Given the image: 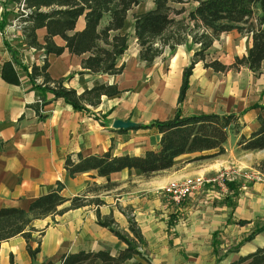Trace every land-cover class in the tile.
<instances>
[{"label": "crops", "instance_id": "obj_1", "mask_svg": "<svg viewBox=\"0 0 264 264\" xmlns=\"http://www.w3.org/2000/svg\"><path fill=\"white\" fill-rule=\"evenodd\" d=\"M153 6L152 0L146 11ZM11 22L0 25V208L27 209L33 200L51 192L57 182L63 185L61 195L66 199L86 195L87 199L98 198L103 203L33 220L29 245L32 250L38 248L34 258L27 251L25 239L17 235L0 243V264H60L62 256L81 251L108 250L116 255L126 246L97 223V211L101 218L111 216L115 227L124 234L131 235L129 218L140 231V256L123 264H232L264 247V231L245 241L253 227L264 225V194H237L232 209L228 202L233 190L228 186L222 192L214 183L204 184L182 206L170 202L162 192L174 179L214 177L238 138L248 137L258 129V117L264 116V62L258 72L246 67L215 72L203 65L217 60L229 66L235 57L246 56L251 34L231 30L219 35L205 61L194 65L184 100L178 103L183 70L197 49L190 45L189 37L173 52L165 47L148 66L139 59L132 29L128 33V49L118 61V65H123L122 72L92 74L82 68L81 56L67 51L59 56H45L42 50L28 47L20 31L11 28ZM125 26L121 33H127ZM78 27H82L81 21ZM44 36L45 29L36 31L39 43H43ZM54 41L63 45L59 38ZM45 60L49 76L54 80L67 79L64 86L77 93L102 83L115 85L120 93L110 98L102 96L99 104L86 112L73 110L51 93L42 95L31 88L27 74L33 65L41 66ZM6 62L16 71L17 84L2 79L1 69ZM39 97L48 102L38 113L44 119H39L34 108ZM177 111L183 116L235 114L241 129L238 134H228L223 155L194 160L215 150L183 154L174 159L171 168L147 177L135 169H123L107 177L97 175L95 170L72 177L67 174L64 162L68 155L87 157L109 151L113 156H142L158 150L157 129L142 127L172 119ZM115 120L130 121L135 126L113 128ZM260 176L264 179V175ZM237 184L233 181L232 187L240 192L243 187ZM261 187L264 185L256 183L252 189ZM68 206L69 201L58 209ZM238 221L246 223L240 225ZM259 222L262 224L256 226Z\"/></svg>", "mask_w": 264, "mask_h": 264}, {"label": "trees", "instance_id": "obj_2", "mask_svg": "<svg viewBox=\"0 0 264 264\" xmlns=\"http://www.w3.org/2000/svg\"><path fill=\"white\" fill-rule=\"evenodd\" d=\"M146 0H6L16 11L14 19L20 23V33L28 47L42 50L45 56H59L64 51L71 55L81 56V66L92 74H120L123 65H118L121 56L128 49V33H121L128 12ZM196 2V6L188 13L183 8L173 6L184 2ZM152 9L132 17V29L139 47V59L148 66L159 57L164 48L173 52L177 45L187 43L197 46L191 61L182 73L178 103H182L188 89V78L194 65L205 61L213 41L222 33L236 30L241 34H251L252 43L244 57H235L234 62L225 66L213 60L203 63L205 68L215 72L246 67L258 72L264 62V0H153ZM9 10L3 8V27L7 22ZM82 22V27L78 23ZM45 29L43 43L36 37L38 29ZM54 38H59L63 45H57ZM49 64L45 60L41 66L33 65L27 74L31 88L42 95L51 93L54 99H62L73 110L86 112L88 108L96 107L102 96L114 97L120 91L115 85L96 84L93 87L77 93L67 88V79H52L48 74ZM1 77L4 81L17 84L16 71L10 62L3 64ZM41 82L37 83L36 79ZM41 104L36 102V113L46 106L39 97ZM39 115V114H38ZM39 119L44 116L39 115ZM259 127L248 137L241 135L236 145L243 152L264 150V116L258 117ZM155 127L160 134L158 150L145 152L142 156H113L110 152L102 155L83 157L80 154L68 155L64 162L67 174L72 177L77 173L95 170L97 175L107 177L123 169H135L147 177L154 173L172 167L174 159L183 154L201 153L215 150L210 155H201L194 160L211 159L224 154V144L229 131L238 134L241 129L238 116L235 114H194L183 116L177 111L172 119L154 121L142 128ZM254 168L264 175V159L258 161ZM232 188V182H225ZM63 185L56 183L55 188L35 200L27 209L15 207L0 208V243L20 235L27 242V251L34 258L38 248L31 249L29 242L33 228V220L62 214L69 209H76L94 204L101 205L98 199H87L86 195L66 199L61 195ZM69 201V206L58 209ZM97 223L107 228L125 248L112 256L108 250L97 252L81 251L61 257L60 264H123L125 261L140 256L138 246L142 244V236L132 219L128 220V230L132 238L124 236L114 228L111 216L101 218L96 212ZM245 221H238L244 225ZM264 231V225L253 230L246 238L249 241L254 235ZM232 264H264V247Z\"/></svg>", "mask_w": 264, "mask_h": 264}, {"label": "rangeland", "instance_id": "obj_3", "mask_svg": "<svg viewBox=\"0 0 264 264\" xmlns=\"http://www.w3.org/2000/svg\"><path fill=\"white\" fill-rule=\"evenodd\" d=\"M151 1L152 0L143 1V2H141V4H139L138 6H135L131 9V11L127 14L126 23H125L126 26L124 28V31H126L127 33H132V23H133L132 17H133V15L145 12L147 7H148V4ZM184 1H186V0H184ZM0 5L3 8H7L9 10V15L7 16V21L14 20V17L16 15V11L11 10V9H13V5L8 4L6 2V0H0ZM193 5H195V2L187 1V2H184L182 4L174 5L173 7L175 9L183 8L185 10V13H188L193 8ZM1 23H2V21H1ZM233 133H234L233 131H229L228 134H233ZM235 146L236 145H234L232 147L231 152L227 153L228 156L226 157V161L223 162V164H222L223 167H221L219 169V171H224V170L227 171L228 177H229V179H231L228 182L236 181V182H238V184H237L238 186L243 187V189H241L240 192L236 188L232 189L233 193H232L231 197H229L230 202H228V205H230L232 209L235 208V196L237 194H241V193L242 194H244V193L259 194V195L264 194V187H261L260 190H253L252 189L253 185L256 183H259L261 186L264 185V179L261 178L260 173L257 172L254 168V165L260 160V158L264 157V151L252 153V154H246V153H241L240 149L236 148ZM217 157H219V156H217ZM219 171L217 173H219ZM214 186L217 187V189L219 191H222V189L226 186V184L224 183L222 186L218 183H214ZM185 202L186 201H183L181 206L184 205ZM129 219H131V218H129ZM260 224H262V223L259 222L256 224V226H258ZM114 228L116 230H118L115 227V223H114ZM254 229L255 228L253 227V230ZM122 234L124 236H128L129 238H131L130 237L131 235L129 233H125V234L122 233ZM230 249H233V248H230ZM230 249H228L229 252L231 251ZM228 251H227V253H229Z\"/></svg>", "mask_w": 264, "mask_h": 264}, {"label": "built area", "instance_id": "obj_4", "mask_svg": "<svg viewBox=\"0 0 264 264\" xmlns=\"http://www.w3.org/2000/svg\"><path fill=\"white\" fill-rule=\"evenodd\" d=\"M3 7L0 5V21L2 19ZM11 28L15 30L20 29V23L17 19L12 20ZM41 104V101L38 100ZM227 171H219L214 177L206 178L203 175H195L183 177L181 179H174L169 181L163 188L162 192L170 202L175 205H181L189 196L201 189L204 184L218 183L223 186L226 181H230Z\"/></svg>", "mask_w": 264, "mask_h": 264}, {"label": "water", "instance_id": "obj_5", "mask_svg": "<svg viewBox=\"0 0 264 264\" xmlns=\"http://www.w3.org/2000/svg\"><path fill=\"white\" fill-rule=\"evenodd\" d=\"M134 126L135 124L130 121H121V120H115L112 125L113 128H117V129L118 128L127 129V128H132Z\"/></svg>", "mask_w": 264, "mask_h": 264}]
</instances>
